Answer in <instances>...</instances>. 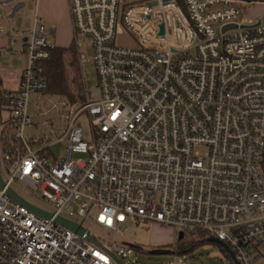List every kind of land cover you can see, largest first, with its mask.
<instances>
[{
  "label": "built area",
  "instance_id": "built-area-1",
  "mask_svg": "<svg viewBox=\"0 0 264 264\" xmlns=\"http://www.w3.org/2000/svg\"><path fill=\"white\" fill-rule=\"evenodd\" d=\"M69 3L76 38L90 41L98 85L84 102L63 103L73 115L53 142L66 143L63 157L52 156L51 137L48 156L36 148L43 136L26 133L28 101L47 92L43 63L54 48L38 20L25 38L17 91L2 90L10 117L0 127L8 177L0 187V264H116L112 256L134 252L115 238L107 248L79 236L57 222L63 214L94 217L115 233L131 222L201 231L237 264H256L264 242V20L240 22L242 0ZM83 113L90 142L77 122ZM14 183L49 200L52 217L12 200Z\"/></svg>",
  "mask_w": 264,
  "mask_h": 264
},
{
  "label": "rangeland",
  "instance_id": "rangeland-1",
  "mask_svg": "<svg viewBox=\"0 0 264 264\" xmlns=\"http://www.w3.org/2000/svg\"><path fill=\"white\" fill-rule=\"evenodd\" d=\"M254 5L249 3H238L237 7L240 10L239 21L244 22L246 17L250 16V10ZM132 41L129 38L120 37L118 43L120 45H132ZM76 44L78 49V62L77 68L68 67V79L70 89L75 96L76 102H80L83 98L86 100V93L89 96L97 88V75L95 66L93 63V52L90 46V41L84 36H78L76 38ZM17 50L21 49V42H16ZM20 56H10L5 51L0 52V70L12 71L16 65L13 64L12 57H17L19 63L26 68L27 58L22 54ZM79 55L86 59L84 64L80 65ZM3 58V62H1ZM78 69V70H76ZM70 105L66 99L59 97L58 95L47 93L31 94L28 101V115L31 118L33 128L27 131L28 134H34L36 137L44 135L46 138L51 137L52 142L56 141V138L61 135V130L66 129L73 118V115L69 113L70 107L64 105ZM81 106H76L75 110H78ZM10 117V113L7 109L2 107L0 111V127ZM69 117V118H67ZM67 118V119H66ZM48 122V124H45ZM77 122L82 125L85 133L86 141L92 140V127L89 117L83 113L77 119ZM55 133H52V131ZM50 142H48L49 144ZM66 143H53L51 147L52 156L61 158L66 152ZM40 146H36L39 148ZM78 158V156H75ZM0 175L2 180L8 179L5 164L0 161ZM12 190L18 194L25 202L29 203L33 207L44 210L51 213L54 211V205L47 199H44L40 192H34L25 188L22 184L14 183ZM64 218L77 222V224L83 225L85 229H88L93 239L99 241L104 247L109 248L112 244L113 238L116 239V244L119 246H131L134 247V252L124 259L123 264H180L179 260L182 257L185 264H232L228 258L223 256L219 246L213 243H204L196 248L192 253L183 255L177 254V248L173 247L177 241L178 230L173 228H166L159 226L155 223L148 222L146 224H139L135 222L127 223L120 227V230L116 233L113 230L107 229L96 223L95 218L89 220H80L78 218L63 214ZM161 229V230H160ZM155 239L164 240L161 243L155 242ZM173 244V245H171ZM258 264H261L260 262Z\"/></svg>",
  "mask_w": 264,
  "mask_h": 264
},
{
  "label": "crops",
  "instance_id": "crops-1",
  "mask_svg": "<svg viewBox=\"0 0 264 264\" xmlns=\"http://www.w3.org/2000/svg\"><path fill=\"white\" fill-rule=\"evenodd\" d=\"M249 4L254 6L250 10V16L246 17L244 22L259 18L264 20V1ZM38 20H42L51 29L49 40L54 48H69L73 42H76L69 0H0V24L4 27V35L0 36V52L5 51L9 57H18L19 54L26 57L25 38ZM17 41L21 42L20 50H17ZM10 44L13 46L12 52L9 50ZM17 57H12L13 64L16 65L14 70H0L2 90L15 92L19 87L20 77L25 68L19 63ZM1 60V62L4 61L3 58ZM33 127L34 125L28 127L27 131ZM28 136L36 135L28 134ZM41 136L43 139L38 146L44 149L48 156V140L44 139V135ZM155 240L157 243L164 241ZM256 253L258 256L256 264L259 262L264 264V242L257 247Z\"/></svg>",
  "mask_w": 264,
  "mask_h": 264
},
{
  "label": "trees",
  "instance_id": "trees-1",
  "mask_svg": "<svg viewBox=\"0 0 264 264\" xmlns=\"http://www.w3.org/2000/svg\"><path fill=\"white\" fill-rule=\"evenodd\" d=\"M250 2H262L264 0H249ZM78 48L76 42H73L69 48H51L50 58L48 61L43 63V79L47 84V93L58 95L63 97L70 104L76 101L73 95L68 79V67H76L78 62ZM78 70V69H76ZM2 83L0 80V111L2 110L3 99H2ZM80 102H84L82 98ZM261 170L264 176V158L261 163ZM178 237V234H177ZM209 238L207 234L201 231H192L189 233H184V238L182 240L176 241L173 247L177 248V254L183 255L192 253L196 248L204 243H213L219 246V249L223 256L228 258L232 264H237L232 258L231 253L223 244L220 242H215ZM173 245V244H171ZM254 263L257 261V253L254 251ZM182 258V257H181Z\"/></svg>",
  "mask_w": 264,
  "mask_h": 264
},
{
  "label": "water",
  "instance_id": "water-1",
  "mask_svg": "<svg viewBox=\"0 0 264 264\" xmlns=\"http://www.w3.org/2000/svg\"><path fill=\"white\" fill-rule=\"evenodd\" d=\"M166 1H169V0H166ZM242 1H244L246 3H250L249 0H242ZM229 28H236V26L235 25H231V26H228V27L224 28V30H227ZM161 34H163V26H161ZM4 185L5 184H4V182H3L2 178H1V175H0V187L4 188ZM7 194L12 200H14L15 202L19 203L20 205H23V206L27 207L29 210L33 211L35 214H37V215H39L41 217H44V218H51L52 217L51 213H48V212H45L44 210L38 209L36 207H33L29 203L25 202L22 198H20L18 196V194H16L12 190V188H9L7 190ZM57 222L62 224V226L64 225L65 227H67L70 230L74 231L79 236L84 237L87 240L94 242V239L89 235V233L85 229H83L80 225H77L76 222H73L71 220H68V219H65V218H62V217H58L57 218ZM183 238H184V233L183 232H179L177 239L178 240H182ZM212 240L215 241V242H218L215 239H212ZM112 257H113V260L115 261L116 264H123L122 261L118 259V257H116V256H112Z\"/></svg>",
  "mask_w": 264,
  "mask_h": 264
}]
</instances>
